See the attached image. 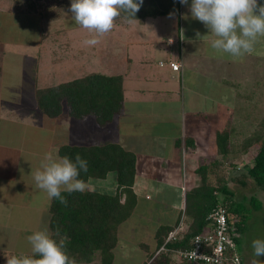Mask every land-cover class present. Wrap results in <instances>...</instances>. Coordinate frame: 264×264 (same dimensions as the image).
<instances>
[{
    "label": "rangeland",
    "instance_id": "1",
    "mask_svg": "<svg viewBox=\"0 0 264 264\" xmlns=\"http://www.w3.org/2000/svg\"><path fill=\"white\" fill-rule=\"evenodd\" d=\"M18 7L26 8L27 4L24 1L0 0V66L2 68L0 74V116L4 119L0 128V142L4 141L16 146L24 144L25 147L36 150L38 156H34L35 164L30 166V169L34 167L35 170L36 167V169L40 167L41 161H38L40 157L44 158L46 154L56 156L55 147L57 145L62 143L102 144L107 140H112L111 136L113 135L110 130L99 127L94 118L82 122L75 120L69 116L66 108L60 116L55 118L42 114L37 108L36 89L73 80L88 72L124 73L128 67L127 58L129 56L140 54L139 58H141L144 52L148 55L154 54L157 49L155 46L160 44L157 41L159 37L155 39V36H151V30L147 29L150 23L141 25L142 22L134 20L129 24L124 17H122L123 20H120L122 19L120 17L116 20L114 29L99 38V44L88 46L84 44V41L95 36V33L77 25L66 6H58L51 2L38 7L41 13L28 11L24 14L18 13ZM151 20L154 22L163 21L161 19ZM127 23L129 28H126ZM153 25L159 36L165 34H162L165 29H162L161 23H153ZM145 34L147 37H143ZM41 36L44 37L43 40ZM174 38H176L173 40L176 46L172 49L179 55L180 39L178 35ZM263 41L264 38L261 39V55H251L250 62L248 61L249 57L246 59V55L235 62L229 58L232 62L230 65L221 64L219 66V78L229 81L231 85L228 87L234 88V92H229L228 97L224 99L225 102L228 101L229 105H232L231 99L235 96L236 91L242 94L241 97L236 98V106L233 111L236 127L234 144L242 141L244 137L256 135L260 129V122L264 119ZM163 42L166 46L168 45L166 48L168 51L170 49L169 39L167 38ZM124 45H128V48H123ZM180 50L182 51V49ZM227 57L229 56L227 55ZM153 58L154 56L151 55L152 68L156 67V61ZM148 59L150 60L149 57ZM236 62L240 69L235 67ZM137 65L139 73L143 75L144 73L140 72L143 71L142 64ZM136 77L137 75L133 76V78ZM139 81L141 85H148L147 79ZM227 111V105H220L217 114L219 113L221 116ZM18 118L20 119L19 123L9 124L11 119L18 120ZM23 118L30 121L28 122L30 124L22 123ZM252 153L253 151L242 156L233 155L234 165L226 162L218 171L221 176L226 177L236 198L243 201L247 208H252L249 201L251 196H257L262 201L260 210L251 209L250 211L251 217L248 219L249 226L245 235L246 245L249 246L244 264H251L253 259L264 264V256L254 257L251 247L253 240L264 239V190L258 187L248 175V168L252 165ZM194 159V162L197 161L199 165L210 161L209 157L206 159L203 155ZM147 161L148 158L144 154H140V164ZM34 172H28L26 176L33 179L32 173ZM97 183L100 187L97 188V191L110 193L111 189H102V185ZM2 186L0 185V196L3 195ZM155 207L151 210L153 213L150 214L140 213L141 210H136L134 205L130 210L124 211L126 219L117 224L118 235L119 238H122L123 245L121 250L119 249L116 253L113 264L149 263L156 248L154 239L156 226L159 227L158 223H162L161 220L165 218L166 214H170L169 207L168 209L163 205L160 207L155 205ZM20 214L24 215H22L24 217L22 220L18 219ZM44 216L41 211L31 212L19 204L12 206L10 225L14 226V229L18 228L16 231L18 235H11V238L7 236V244L11 242L12 246L19 247L17 249L27 247L26 249L31 250L27 237L37 230L46 229ZM179 218L177 217V219ZM184 226L183 223L182 229H185ZM1 241L5 243V235L1 236ZM144 244H147V247ZM178 250H174V252H178ZM18 254L19 256L24 255L21 253L14 255ZM92 264H99V261Z\"/></svg>",
    "mask_w": 264,
    "mask_h": 264
},
{
    "label": "crops",
    "instance_id": "2",
    "mask_svg": "<svg viewBox=\"0 0 264 264\" xmlns=\"http://www.w3.org/2000/svg\"><path fill=\"white\" fill-rule=\"evenodd\" d=\"M261 2L264 3V0ZM190 4L191 0L188 5L180 4V13L172 18L169 15L158 16L147 18L140 23L141 25L150 23L147 29L151 30V36H155V39L159 37L157 41L160 45L155 46L157 49L154 54L148 55L144 52L141 58H139L140 54L129 56L127 70L124 73H113L124 75V106L122 114L116 116L113 122L105 127L113 133L112 141L119 142L124 148L133 151L137 157L135 183L131 193L123 191L122 202L128 200L130 207L134 205L136 210H141L139 212L143 214L153 213L151 210L156 208L155 205L158 207L163 205L167 209L169 207L170 214H166L161 220L162 223L158 225H176L177 217H180L185 209L187 189L199 183L200 178L195 172L199 164L197 161L194 162V158L201 155L206 159L209 157L208 163L219 158V155L215 157L217 154L212 152L211 148H215L216 145L211 142L210 136L218 128L216 124L220 120L224 124L223 119L230 118L232 126L235 127L233 113L235 100L242 95L235 90L237 96L235 94L231 99L233 104L229 105L228 101L225 102L224 99L228 97L229 92H234V88L228 87L231 85L229 81L219 78V66L230 65L231 57L217 53L211 48L210 44L214 37L208 33V29H204L201 22L191 17ZM184 16L187 18H183ZM151 19L163 21L154 22ZM130 22L128 21L129 24ZM128 23L126 28H129ZM153 23H161L162 29H165L162 34H165L159 36ZM197 32L200 33V37H197ZM177 35L179 39L181 37L184 39L182 48L178 47L179 55L172 49L175 48V44L169 43L170 49L167 51L168 45L163 42L167 38L176 40L174 37ZM143 37H147V34ZM261 46L260 40L255 46V51L246 56V59L249 57V62L251 55H261ZM122 47L128 48V45ZM151 55L156 61V67L153 68ZM162 61H180L182 71H174L169 65H162ZM237 62L235 67L240 69ZM139 63L142 64L143 71L140 72L144 73L143 75L138 71ZM135 75L137 77L133 78ZM141 79H147L148 85L139 84ZM220 105H227L228 109L227 113L221 116L217 114ZM215 113L216 116L213 115ZM0 118L1 128L4 119L1 116ZM23 119L22 123L30 122ZM19 122V118L11 119L9 124L14 125ZM235 131L232 135V144H234ZM187 139H192L191 148ZM63 144L68 143L55 147L56 156H58L56 154L58 147ZM140 154H144L148 161L140 164ZM34 156H38L36 150L25 147L24 144L16 146L4 141L0 142V185H3V195L0 196V264H6V257L17 253L32 254L28 252L31 250L26 249L27 247L17 249L18 246L6 242L7 236L11 238V235H18L16 233L18 228L14 229V226L10 225L12 206L19 204L31 212H43L46 229L50 233L48 224L51 200L45 192L37 189L32 178L26 176V173L37 170V167L35 170L34 167L30 169V166L35 164ZM43 159L40 157L38 161ZM97 182L102 185V189H111L110 193H116L118 189L114 174H109L106 178L88 180L86 190H97L99 187ZM22 215H18L19 220L24 218ZM25 226L29 227V225ZM184 227L186 228V225ZM157 228L156 226V230ZM2 235H5V243L1 241ZM122 245V238H119L118 245L114 249L115 257ZM174 260L173 264L179 263L175 258Z\"/></svg>",
    "mask_w": 264,
    "mask_h": 264
},
{
    "label": "trees",
    "instance_id": "3",
    "mask_svg": "<svg viewBox=\"0 0 264 264\" xmlns=\"http://www.w3.org/2000/svg\"><path fill=\"white\" fill-rule=\"evenodd\" d=\"M16 1H24L27 4L26 8L18 7L19 14L28 11L41 13L38 7L51 2L58 6H66L69 10L71 3V0ZM173 12L174 15L180 13L178 0H143L135 18L129 17L127 13H122L121 18L124 17L126 21L144 22L147 18L165 16ZM43 38L41 36L42 40ZM171 62L162 61L161 64L170 66ZM1 72L0 66V74ZM35 97L38 110L51 118L60 116L66 108L69 116L75 120L82 122L94 118L99 127L105 128L123 112L124 75L88 72L73 80L46 88H37ZM223 121L224 124L221 120L216 124L218 128L210 136L211 142L216 145L215 148H211L212 152L217 154L216 156L219 155L222 160L215 158L212 163L200 164L196 168L195 172L200 178L199 183L189 187L186 191L184 214L181 213L176 225L161 224L157 228L156 248L148 264H173L175 258L173 251L190 248L192 239L198 234L205 233L211 227L210 215L214 208L220 206L226 209L228 222L238 233L233 237L236 242V252L242 259L240 264H244L241 243L248 230L250 211L251 209L260 210L262 201L257 196H251L249 201L252 208H247L243 201L236 198L235 192L229 187L228 180L224 175L221 176L218 170L226 162L234 165L233 155L242 156L253 151L252 165L248 168V175L258 187L264 190V119L260 122L258 134L244 137L237 144H232L235 127L232 126L230 118L223 119ZM187 140L191 148L192 139ZM56 154L58 157L68 156L73 160L76 154H79L87 160L88 171L80 174V178L85 182L114 174L118 185L116 193H103L97 190H85L82 193L73 192L71 194L62 192L67 205L52 199L49 205L48 224L50 234L57 242L64 239L65 251L70 258L76 261V264H92L96 261H99V264H113L114 249L119 241L117 224L126 219L124 211L132 208L128 200L122 202V198L123 191L131 193L135 183L136 154L112 140L92 145L63 144L58 147ZM182 222L185 223L186 228L180 231L176 240L166 243L170 232ZM57 230H59V236L56 235ZM165 243L166 250L155 255ZM144 246L147 247V244ZM232 255L228 264H237L234 260L235 253ZM177 264L207 263L181 261Z\"/></svg>",
    "mask_w": 264,
    "mask_h": 264
},
{
    "label": "clouds",
    "instance_id": "4",
    "mask_svg": "<svg viewBox=\"0 0 264 264\" xmlns=\"http://www.w3.org/2000/svg\"><path fill=\"white\" fill-rule=\"evenodd\" d=\"M188 5L189 0H178ZM143 0H71L69 11L74 22L91 33L85 45L95 46L100 37L111 32L122 13L135 18ZM191 17L201 22L214 39L211 48L226 54L233 60L242 59L255 51L256 44L264 38V3L261 0H191ZM173 13H169L172 18ZM183 18H187L184 16ZM200 37V33H196ZM171 43V40H169ZM88 162L79 154L75 159L46 154L40 167L32 173L37 189L45 192L49 200H59L67 205L62 192H84L85 180L81 172L87 173ZM56 235L59 236V230ZM32 255L6 257V264H76L65 251V241L56 239L47 229L37 230L27 237ZM254 257L264 256V239L252 241ZM251 264H261L253 259Z\"/></svg>",
    "mask_w": 264,
    "mask_h": 264
},
{
    "label": "built area",
    "instance_id": "5",
    "mask_svg": "<svg viewBox=\"0 0 264 264\" xmlns=\"http://www.w3.org/2000/svg\"><path fill=\"white\" fill-rule=\"evenodd\" d=\"M171 44L174 41L171 40ZM184 44V39L180 38L181 48ZM170 67L174 71H182V63L180 61H172ZM210 217L212 224L209 230L205 233L196 235L191 241V247L180 249L174 252L175 259L178 262H205L207 264H228L232 254L237 264L241 263V257L236 252V242L233 236L238 235L236 229L228 222L226 209L222 206L213 209ZM182 230V224L170 232L166 243L171 240H176L178 234ZM166 243L156 252L158 255L161 251L166 250Z\"/></svg>",
    "mask_w": 264,
    "mask_h": 264
},
{
    "label": "flooded vegetation",
    "instance_id": "6",
    "mask_svg": "<svg viewBox=\"0 0 264 264\" xmlns=\"http://www.w3.org/2000/svg\"><path fill=\"white\" fill-rule=\"evenodd\" d=\"M246 239H245V237H244V240H243V242L241 243L242 245V249H243V258H244V260H246V256H247V252H248V246L249 245H246Z\"/></svg>",
    "mask_w": 264,
    "mask_h": 264
}]
</instances>
